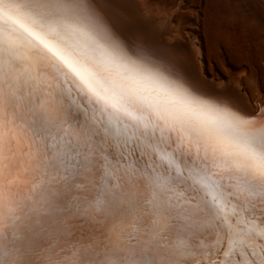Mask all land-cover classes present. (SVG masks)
Masks as SVG:
<instances>
[{"label": "snow or ice", "instance_id": "obj_1", "mask_svg": "<svg viewBox=\"0 0 264 264\" xmlns=\"http://www.w3.org/2000/svg\"><path fill=\"white\" fill-rule=\"evenodd\" d=\"M0 264H264V107L113 0H0Z\"/></svg>", "mask_w": 264, "mask_h": 264}, {"label": "rangeland", "instance_id": "obj_2", "mask_svg": "<svg viewBox=\"0 0 264 264\" xmlns=\"http://www.w3.org/2000/svg\"><path fill=\"white\" fill-rule=\"evenodd\" d=\"M140 1H142V4L149 11L152 9V14L155 13L152 15V18L153 16L154 18H157V16H160L159 18L163 17L164 23L165 21L167 22L166 24H164V28L167 30L171 28L169 31H167V33H164L165 37H161L162 41L165 42L168 39V44H171L172 42H181L183 40V42H187V44L191 45L192 48H195V40L193 38V35L197 34L200 37V58L202 62L204 61V74L208 78L212 79V81L215 80L214 82L216 83H220V81H238L240 83L241 89L249 95L251 103H254L255 98L257 97V93H255L257 92V90L255 89L256 85L259 86L258 90H261L260 93L264 94V65L262 61L259 60L260 56L264 58V0ZM212 2H215L217 4L219 2H223V4L226 2V4L229 5V12H216L217 14L213 12V21H209L204 16L202 7L204 6V4H209ZM240 3H245L246 5H249V9H245V7L243 8L242 4ZM250 8L252 10H250ZM254 9H257V11H259L257 17H259L263 23V29L261 30L256 27L255 23L257 22V18L254 17V15L252 14ZM221 13L224 15V17ZM162 14L163 16H161ZM246 15L248 16L246 17ZM225 17L229 18V20L233 23L239 21L241 23H245L243 25H247L248 29L251 30V32H258L257 36H254L255 39H252L250 36L246 35L242 36V34L237 32L235 28L231 29V31H228L227 28L223 25V20L225 19ZM215 18L216 20H214ZM210 24H214L217 29L214 27V25L213 27H211ZM174 32L177 34H173ZM212 32L214 33L213 35ZM168 33L170 35H175V37L170 36ZM179 38H181V41L179 40ZM169 39H172L170 40L171 43H169ZM214 41L219 44V48H214ZM164 44L168 45L167 42ZM193 51H195V49H193Z\"/></svg>", "mask_w": 264, "mask_h": 264}, {"label": "bare ground", "instance_id": "obj_3", "mask_svg": "<svg viewBox=\"0 0 264 264\" xmlns=\"http://www.w3.org/2000/svg\"><path fill=\"white\" fill-rule=\"evenodd\" d=\"M113 2L116 5H118L119 12L121 15V22H122L124 28L126 29V31L130 35L142 38L146 42L150 43L156 50L165 53L169 58H171L175 62H177L180 65V67L183 69V71L193 81H195L204 91H206L209 94H218V95L228 96V97L232 98L233 100H235L241 109L246 110L250 113H255L261 107H264V94L260 93L261 90L260 91L258 90V88H259L258 85H256V88H255L257 90V92H255V93H257V97L255 98L254 103L252 102L253 103L252 104L250 101L249 95L241 89L240 83L238 81H230V82H221L220 81V83H216V82H214L215 80L212 81V79L208 78L204 74V70H205L203 68V62L204 61L202 62V60L200 58L201 40L197 34L193 35V38L195 40V48H192L191 45L187 44V42H183V40L181 41L180 40L181 38H179V40L181 42H172V43L170 42V40H172V39H169V43H171V44H168V41H167L168 39L165 42L162 41V39H161V37L164 36V33L165 32L167 33V31H169L171 29L169 27H168L169 28L168 30L164 28V24H166L167 22L165 21V23H164L163 17L159 18L160 16H157V18H154V16H153V18H152V15L155 13L152 14L151 13L152 9L149 11L142 4V1H140V0H113ZM219 3L217 4L215 2H212L209 4H204V6L202 7V11L204 12V16L209 21H213V18H214L213 12H215V13L216 12L217 13H220V12L228 13L229 12V5H228L229 1H228V4H226V2L224 4H223V2L222 3L219 2ZM240 4H242L243 8L245 7V9L248 8V6H249V5H246L245 3H240ZM242 6H241V8H242ZM259 6H260V4H259ZM230 10H231V7H230ZM250 10H252V9L250 8ZM209 11H212V12H209ZM258 12L259 11H257V9H254L252 14L254 15V17L257 18L256 19L257 22L255 21L256 27L259 30H261V29H263L262 28L263 23H262L261 19L259 17H257ZM161 16H163V14ZM247 16L248 15H246V17ZM223 17H224V15H223ZM214 20H216V18ZM223 21H224L223 25H224V27L227 28L228 31H231V29L235 28L237 32L242 34V36H245V35L250 36L252 39H255L254 38L255 35L257 36L258 32H254V33L251 32V30L248 29L247 25L246 26L243 25L245 23H241L240 21H239L240 23L239 22L233 23L232 21L229 20V18H226V17ZM252 21H253V19H252ZM168 24H169V22H168ZM217 24H218V22H217ZM213 25L214 24H212V25L210 24L211 27H213ZM169 26H170V24H169ZM214 27H215V25H214ZM257 28H255V29H257ZM260 33H262V32H260ZM173 34H177V33L174 32ZM173 34L172 35L169 34V35L175 37V35H173ZM213 34L214 33L212 32V35ZM167 35H166V38H167ZM171 38H173V37H171ZM177 39H178V37H177ZM166 42L168 45L164 44ZM213 44L215 46V47L213 46L214 48H216V47L219 48L218 47L219 44L216 41H214ZM193 49H195V51H193ZM202 50H203V48H202ZM259 60H261L263 65H264V58H262L260 56ZM263 86H264V84H263Z\"/></svg>", "mask_w": 264, "mask_h": 264}]
</instances>
